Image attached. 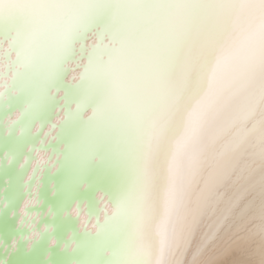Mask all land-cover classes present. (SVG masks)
Here are the masks:
<instances>
[{
	"label": "snow or ice",
	"instance_id": "obj_1",
	"mask_svg": "<svg viewBox=\"0 0 264 264\" xmlns=\"http://www.w3.org/2000/svg\"><path fill=\"white\" fill-rule=\"evenodd\" d=\"M0 264H264V0H0Z\"/></svg>",
	"mask_w": 264,
	"mask_h": 264
}]
</instances>
